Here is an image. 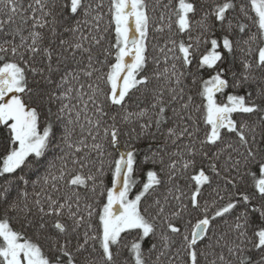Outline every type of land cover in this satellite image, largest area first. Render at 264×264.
Returning <instances> with one entry per match:
<instances>
[{
    "label": "snow or ice",
    "instance_id": "snow-or-ice-1",
    "mask_svg": "<svg viewBox=\"0 0 264 264\" xmlns=\"http://www.w3.org/2000/svg\"><path fill=\"white\" fill-rule=\"evenodd\" d=\"M0 264H264V0H0Z\"/></svg>",
    "mask_w": 264,
    "mask_h": 264
},
{
    "label": "trees",
    "instance_id": "trees-1",
    "mask_svg": "<svg viewBox=\"0 0 264 264\" xmlns=\"http://www.w3.org/2000/svg\"><path fill=\"white\" fill-rule=\"evenodd\" d=\"M140 179H144L143 175L140 176Z\"/></svg>",
    "mask_w": 264,
    "mask_h": 264
}]
</instances>
